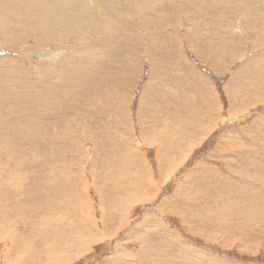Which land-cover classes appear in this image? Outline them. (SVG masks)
I'll use <instances>...</instances> for the list:
<instances>
[{
  "label": "rangeland",
  "instance_id": "obj_1",
  "mask_svg": "<svg viewBox=\"0 0 264 264\" xmlns=\"http://www.w3.org/2000/svg\"><path fill=\"white\" fill-rule=\"evenodd\" d=\"M0 25V264H264V0Z\"/></svg>",
  "mask_w": 264,
  "mask_h": 264
},
{
  "label": "bare ground",
  "instance_id": "obj_2",
  "mask_svg": "<svg viewBox=\"0 0 264 264\" xmlns=\"http://www.w3.org/2000/svg\"><path fill=\"white\" fill-rule=\"evenodd\" d=\"M34 1V0H32ZM32 3V2H31ZM33 4V3H32ZM36 4V3H35ZM29 5V4H28ZM39 5V4H38ZM96 5V4H95ZM32 7V6H31ZM42 7V6H41ZM46 8V7H45ZM190 10V9H189ZM43 11V10H42ZM39 12V11H38ZM39 17V16H38ZM37 18V17H36ZM51 19V18H50ZM41 21V20H40ZM64 25V24H63ZM1 26V25H0ZM45 29V28H44ZM47 31V30H46ZM157 52V51H156ZM155 75V74H154ZM159 75V74H158ZM227 90V89H226ZM98 142V141H97ZM81 165V164H80ZM122 207V206H121ZM99 232V231H98Z\"/></svg>",
  "mask_w": 264,
  "mask_h": 264
}]
</instances>
